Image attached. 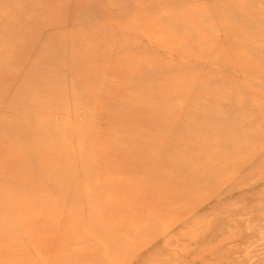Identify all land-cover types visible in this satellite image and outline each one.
<instances>
[{"label": "rangeland", "instance_id": "374dc122", "mask_svg": "<svg viewBox=\"0 0 264 264\" xmlns=\"http://www.w3.org/2000/svg\"><path fill=\"white\" fill-rule=\"evenodd\" d=\"M0 0V264H264V0Z\"/></svg>", "mask_w": 264, "mask_h": 264}, {"label": "bare ground", "instance_id": "6f19581e", "mask_svg": "<svg viewBox=\"0 0 264 264\" xmlns=\"http://www.w3.org/2000/svg\"><path fill=\"white\" fill-rule=\"evenodd\" d=\"M69 1H71V0H69ZM84 1L86 2L87 5L93 4L92 2L87 1V0H84Z\"/></svg>", "mask_w": 264, "mask_h": 264}]
</instances>
